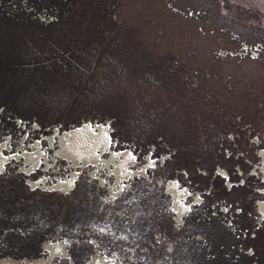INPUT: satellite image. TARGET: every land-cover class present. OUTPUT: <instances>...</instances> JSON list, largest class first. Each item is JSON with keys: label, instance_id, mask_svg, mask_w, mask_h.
I'll return each instance as SVG.
<instances>
[{"label": "rangeland", "instance_id": "rangeland-1", "mask_svg": "<svg viewBox=\"0 0 264 264\" xmlns=\"http://www.w3.org/2000/svg\"><path fill=\"white\" fill-rule=\"evenodd\" d=\"M85 125L107 146L71 166ZM0 144V259L264 264V0H0Z\"/></svg>", "mask_w": 264, "mask_h": 264}, {"label": "flooded vegetation", "instance_id": "flooded-vegetation-1", "mask_svg": "<svg viewBox=\"0 0 264 264\" xmlns=\"http://www.w3.org/2000/svg\"><path fill=\"white\" fill-rule=\"evenodd\" d=\"M79 129V130H77ZM66 139L60 138V144H61V151L64 155L69 157L70 165H76V161L80 160L82 163L87 162H96L99 163L100 159L98 160L97 153L94 152V149L97 147L99 149H105L107 146V136L104 132V129L102 127H98V131L94 132L92 129L85 125L80 128H76L65 135ZM2 147V144H0V149ZM42 153L40 150H37L33 153H27L23 152V159L25 163H28V167H23V170L26 174L32 172L35 167L38 165V155ZM111 155H115L112 153ZM16 158H19V155L15 156ZM261 157L264 161V150L261 152ZM10 156L6 155L4 152V149L0 151V173L4 169V165L6 162L10 161ZM123 158V159H122ZM120 158L118 161L113 162L112 165L109 167L107 163L111 161L112 157L110 159H102L101 162L105 163L107 165L106 167L108 170L112 172L116 183L119 186H122L124 183L123 181H126L130 175H132V172H129L128 169L124 167V163L131 160V156L128 153H123V157ZM11 162V161H10ZM46 165V163H45ZM47 168V165L45 166ZM77 176V173L74 170H70V173L67 174L65 177L56 176L55 178H45L43 176H40L38 178H35L34 180L29 179V184L34 186H42L47 187L48 189H60L61 191H67L71 186L73 185V182ZM118 189V190H117ZM109 190L112 194V198L117 193L120 192L119 188H113L109 187ZM170 191L172 192L174 196V202H173V209L177 212V219L179 220V217L181 213L186 211L187 207L183 205V203L178 200V198L184 196L182 192L177 191L175 189L174 184H170ZM260 209L262 212V215L264 216V201L261 202ZM45 247L49 252H51L50 256L47 259H39L34 262H30L28 260H15L11 258H1L0 264H35L36 262L41 264H56L51 262V257L54 254H60L63 255L64 252V244H50L46 243ZM90 264H109L108 262L98 260L96 257H92Z\"/></svg>", "mask_w": 264, "mask_h": 264}, {"label": "bare ground", "instance_id": "bare-ground-1", "mask_svg": "<svg viewBox=\"0 0 264 264\" xmlns=\"http://www.w3.org/2000/svg\"><path fill=\"white\" fill-rule=\"evenodd\" d=\"M77 130H79V129H77Z\"/></svg>", "mask_w": 264, "mask_h": 264}]
</instances>
